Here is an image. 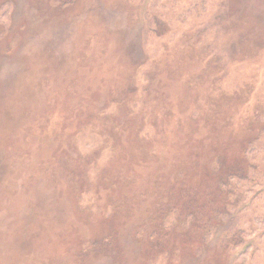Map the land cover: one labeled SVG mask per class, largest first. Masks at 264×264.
Returning a JSON list of instances; mask_svg holds the SVG:
<instances>
[{"label":"rangeland","instance_id":"obj_1","mask_svg":"<svg viewBox=\"0 0 264 264\" xmlns=\"http://www.w3.org/2000/svg\"><path fill=\"white\" fill-rule=\"evenodd\" d=\"M261 229L264 0H0V264H264Z\"/></svg>","mask_w":264,"mask_h":264},{"label":"trees","instance_id":"obj_2","mask_svg":"<svg viewBox=\"0 0 264 264\" xmlns=\"http://www.w3.org/2000/svg\"><path fill=\"white\" fill-rule=\"evenodd\" d=\"M154 8V7H153ZM151 10H153V9H151ZM149 13V12H148ZM177 45V44H176ZM168 46V45H167ZM168 49L166 50V52L167 53H169V54H171V55H173V56H175V55H179V54H181V52H182V50L180 49V50H177L175 47H171V46H168L167 47ZM177 51V52H176ZM164 58V56L161 58V59H163ZM258 232V234H260V235H262L263 233H264V230L263 229H261V230H259V231H257ZM241 235H243L244 236V238H243V240L244 241H246V242H248V244L245 246V252H244V254L243 255H247V253H248V248H250V245H249V239L252 237V236H257L256 234H254V233H252V234H246V233H244V234H241Z\"/></svg>","mask_w":264,"mask_h":264}]
</instances>
